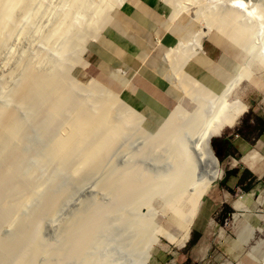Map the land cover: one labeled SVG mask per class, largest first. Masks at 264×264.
Returning <instances> with one entry per match:
<instances>
[{"label": "bare ground", "instance_id": "bare-ground-1", "mask_svg": "<svg viewBox=\"0 0 264 264\" xmlns=\"http://www.w3.org/2000/svg\"><path fill=\"white\" fill-rule=\"evenodd\" d=\"M37 1L0 0V47L5 45L8 35L20 27L26 18L28 20V17H31V13L35 10L34 6L36 8L39 3ZM124 1L64 0V4L44 35L41 32L42 39L48 46L46 48H55H52L55 50V55L48 57L47 50L42 52L41 49L34 56L33 53L30 55L26 52L27 54L24 53L16 59L17 62L11 69V83L8 85L0 82V219L4 223L9 220L8 214L11 217L10 214L14 212L12 210L13 212L8 213L9 210L19 208L18 205L22 201L28 200V203L31 202L29 205H33L28 216L22 214L24 217L22 216L20 222L15 219L18 225V229H15L19 230V236L14 235L20 240L22 235L24 239L16 243L15 253H12L14 256L10 254L11 258L8 259V256L4 255L6 252H3L12 245L13 235L10 239L7 238L8 241L12 240L10 243L4 240L5 243L0 244V256L3 255L6 264H34L36 256L41 252L48 253L49 258L53 257L47 264H68L76 255L83 257L84 261L80 260L82 264H87L91 259H84V256L87 258L93 247L107 245L99 235L104 233L102 229L105 225L109 224L111 229L110 220L107 221L110 215L118 213L117 217L114 216L118 219V223L127 230L130 229L132 222L125 217V212H121V208L124 204L133 210L137 207L136 210L144 208L146 199L144 195L140 197V190L144 187L146 189L147 186L149 188V185L153 189L162 178L156 177L157 182H154L152 179L155 180V177L147 174L141 166L138 168L133 164L134 167L130 170L108 166L106 170L104 168V172L102 168L106 167L104 163L108 158L109 150L134 129L143 136L148 133L146 148H150V145L159 147L163 145L162 143L175 148L176 153L173 155L175 159L172 160L174 167L170 171L172 173H167L168 177L163 175L164 183H170V190L168 188L167 192L172 190L174 199L163 203H167L164 207L171 221L181 228L180 241H175L178 236L176 233L173 239L177 245L183 246L188 240L203 196L218 177L219 161L211 147V138L220 134L225 127L233 126L245 109L244 102L239 98L234 97L230 101L225 96V93L228 95L231 92L232 85L228 88V81L245 67L251 58L264 64V0H162L171 8V19L186 12L200 24L195 31L199 38H195L192 43H187L185 46H181L182 41H178L166 47L162 53L161 64V67L164 65L167 68L163 73L167 80L202 107L204 113L199 118L188 113L189 111H186V107L183 108L180 101L167 113H161L156 106L157 103L153 102L146 111L152 116L147 117L144 115L146 112L137 110L123 96L101 84L89 71L82 69V75L85 76L83 82L70 74L72 67L79 65L84 52L96 42L102 28ZM205 4L208 5L204 7ZM84 19H88L86 22L89 24L86 26H83ZM29 22L25 23L28 25ZM25 27L27 26H24V29ZM213 29L221 32L245 53L239 62L240 67L237 72L227 75L226 83L218 90L212 89L201 79L194 78L185 68L192 54L202 48L201 39ZM197 33L194 35L197 36ZM46 58L49 67H39ZM250 66L246 70L247 73L251 72ZM116 75L121 79L120 72ZM238 85L240 83L236 86ZM218 93H221L219 103L214 101ZM157 114L162 115L163 118L156 132L151 133L143 124L145 118L154 120L155 117H159ZM39 120L40 123L33 128L34 133L30 122L35 123ZM25 143L28 144V151L20 147ZM30 153L35 160H40V165L31 164L28 167L25 165L24 162ZM56 161L58 173L53 177L51 174L45 175ZM70 161L73 164L67 167ZM99 170L105 173L101 177L100 184L109 194V204L93 200L96 201L95 204L92 203L94 205L89 203L90 207L77 213L67 222L66 227L64 226L63 241L57 242L59 244L56 246L40 247L37 239L39 240L38 227L43 220L41 217L48 207L53 208L58 203L63 193L65 195L66 188L60 187L64 185H60L61 182L65 179L66 183L71 185ZM43 186L41 193L36 194V190ZM164 186L165 190L168 185L166 187L164 184ZM138 195L140 200L136 201ZM168 197L164 199L167 201ZM143 213L135 220L141 221L139 223L145 228L146 215L144 216ZM124 219L126 222H123ZM3 222L0 226L4 224ZM151 242L155 243L153 240ZM144 251L148 255L151 249ZM145 254L141 257L140 264H149L152 254L149 253L148 256Z\"/></svg>", "mask_w": 264, "mask_h": 264}, {"label": "rangeland", "instance_id": "rangeland-1", "mask_svg": "<svg viewBox=\"0 0 264 264\" xmlns=\"http://www.w3.org/2000/svg\"><path fill=\"white\" fill-rule=\"evenodd\" d=\"M37 2H39L37 5L38 7L36 6L35 8L34 6V9L36 11L34 10L31 13V17H28V20H26L27 18L25 19L24 23H22L23 25L21 24L20 27H17L10 35H8V37H6L7 43L5 41L4 42L5 45H2L0 47V82L2 83L3 82H5V84L11 83V77H10L11 69L15 66V63L17 62L16 59H18L22 54L24 53L27 54L26 52H29L30 55L33 53L32 56H34L36 55V53L40 52L38 50L41 49L42 52L43 50L44 51L47 50L46 52L48 54L46 55L48 57H51V55H55V52H54L55 50H53L55 48L53 47L46 48L48 46H46L45 40H43L42 38L49 24L56 18L58 11L61 9L62 5L64 4V0H38ZM206 5L208 4H205L204 7H206ZM83 21H85L83 22V26H86L89 24L87 23L88 19L87 20L84 19ZM25 22H29V24L27 25V23ZM24 26H27V27H25L24 29ZM41 32L43 35L41 34ZM196 33L197 32H195V34ZM41 35L42 37H40ZM193 36L194 38H191V41L190 40L182 41V43L184 44L181 43V46L183 45L185 46L187 45V43L190 44L192 43L193 40H195V38H199L198 33H197L198 37L195 35ZM7 38H9V40ZM221 38L223 39V37ZM41 40H43L44 42ZM164 49L165 48L163 46L161 47L158 46L157 48L151 51V54L156 55L155 57L156 65L162 64L163 62L162 53ZM230 54L235 56V53H233L232 51ZM152 61L153 60H151L150 62ZM234 61L236 60H232V62ZM49 65H50L49 61L46 58V60L44 59V61L39 64V67L47 68L49 67ZM249 65H251L250 69L252 73L246 72ZM82 69H84L85 71H89L87 64L85 63V59H81L79 65H74L71 69L70 74L80 79V81L83 82L85 80V76L82 75L83 73ZM165 69L167 68L164 65L163 67H160L159 76L167 80L166 76L163 74L165 73ZM194 78L196 77L194 76ZM228 82H229L228 88H230L231 85L232 87H231V92L228 95H226L225 93V96H227V99L231 101L234 97H237L240 100H242L245 104V109L241 113V115L238 117V119L244 113L246 115L251 114V113L253 114V112L251 111L249 112L250 109L247 108L248 100L251 97L255 98L257 96H262L259 91L260 90L264 91V64L262 65L261 63H259L258 60L251 58L249 62L246 64V66L242 67ZM238 83H240V85L236 86ZM165 84H167V87L169 86V88L173 90V92L175 93L174 95L175 97L171 98L170 107L161 108L163 112L174 109L176 105L178 104L177 102L180 101V103H182L183 105V108L186 107L187 110L186 109L185 110L187 112L189 111L188 113L198 118L199 116L203 115L204 110L202 109L200 105L190 100L178 88L176 89V87L169 85L168 80L166 81ZM219 95L221 96V93H218L217 96L215 95V98H214L215 99L214 101H216L217 103H219L220 102L219 100L221 99ZM139 105H137L138 107H136L135 105L134 106L136 107L137 110L141 112L140 109L142 105L141 104ZM144 115H146L147 117L152 116L150 112L149 113L146 112V114L144 113ZM158 116L160 118L155 117L154 120H157L158 124H161L163 117L162 115H158ZM39 123H40V120L35 123L30 122L31 124L30 127L33 129ZM143 125L146 128H148L149 132L151 133L156 132V130L158 129V126L156 125L155 121H150V122L146 121L144 122ZM230 127L231 126L225 127V129H223L222 132ZM255 131L256 129L253 132L255 133ZM33 132H34V129H33ZM137 132L138 131L136 129L132 130L129 134L124 136V138L121 139V141L117 143V145H115L114 148L109 150V155L107 156L108 158L105 160L106 162L104 163L106 167L103 166L102 171L105 172V170L109 167H113L117 169L123 168L124 170H130V168L134 166L138 168L141 166V169H144L147 172V174L151 175L152 177H155V180L154 178L152 179L154 182H157L156 177L159 178L160 176L159 179L162 178L161 181H163L162 182L163 186L165 184L166 187L167 185L168 187L164 190L165 186L160 187V185L162 184H161V181L159 182L158 180L160 184L158 185V182H157L156 183L157 186L156 185L153 186L154 190L152 189L151 185H149V188L147 186L146 189L145 187L143 188L144 190L141 189L139 195L141 194L140 195L141 198L144 195L143 197H145L146 199L145 207L142 209L136 210L139 204L136 206L137 208H135V210H133L132 208L130 209L129 208L130 206H127L126 204H124V206L121 208V212H125V215H126L125 217H128V219L131 220L132 222L130 226L131 227L133 226L132 228L130 227L129 230H127V228H125L124 226L120 225L118 223V219L114 217V216L117 217L118 213H113L112 214L113 216L110 215L111 217L109 216V218L111 219L108 218L107 221L110 220L111 229H109V224L105 225L102 229L104 233H102V235H99L100 239L103 237L101 240H104V242L107 245L102 246L101 244L100 247L99 246L93 247V250L91 249V252H89L88 257L85 258L86 256H84V259H87V260L91 259L89 260L90 263L87 262V264H94V263L95 264H140V261L142 259L141 257L144 256L145 254L144 250L149 251V249H151V251L149 252L150 255L153 253L154 250L160 252L163 259L165 260V264H264V186L259 188V192H257L255 196L252 197V199L250 200L251 204L247 206L245 210H240V211H237L238 213L232 214L231 213L233 211L232 209H231L232 211L229 212L228 211L229 209L222 208L221 210L217 211L215 215L212 216V219L209 220V222H206L207 216L203 222L204 215L201 211V205H200L197 211V214L193 220L188 240L185 242L183 246L177 245L174 242L180 241L179 239H181V234H182L181 228L175 225L171 221L169 214H167L168 212L166 211V207H164V205L166 206L167 203L171 199H174V195H172L174 192L172 190L167 192L168 188L170 187L169 186L170 183L168 184L166 182L164 183V180H163V175L168 177L167 173L173 170L174 161L172 160L175 159V156H173L176 153L175 148L169 147L168 144L166 143L165 144L162 143L163 145L159 147L158 146L156 147L155 145L154 146L150 145L149 147L153 149H150L148 147L146 148V144L148 143L147 141L148 138L146 136H148V133H146V135L144 134L143 136L142 134L137 133ZM36 135L37 134H35V136ZM212 138H211V141H212ZM20 147L21 148L23 147L25 151L29 150L27 143H25L24 145L21 144ZM211 147H212V143H211ZM145 149L146 150L150 149V150L145 151ZM168 150H171V151H168ZM24 163L27 167L30 166L31 164L40 165V160H35L32 153H30L28 156V159ZM71 163L73 164L72 161L67 163L68 165L70 164V166L66 164L67 167H71L72 165ZM57 165H58V162L56 161L45 172V175L51 174L52 177L56 175L59 170ZM123 169H120V170H123ZM102 171L99 170V172H95V174L93 173L94 175L91 174L90 176L77 180L76 182L73 183V184L76 183L75 185L73 184L69 185V183H66L67 181L65 179L61 182L60 185H63V184L64 185L60 187L66 188L65 195L63 193L61 197L62 199L60 198L58 203H56V205L54 206L55 208L50 207L52 209V212H51V209L48 207V209L45 211L46 213L41 217L43 220L40 221V225H39L40 229L38 227L39 233L37 232L38 238H39V240L37 239V241L40 247L46 246L47 248V246L48 247L56 246L61 241H63L64 239L63 230H65L67 222L73 219V216H76L77 213H81L87 207L94 205L96 201H98L99 203L101 202L103 204L106 203V205L109 204L108 203L110 202L109 194L106 192V190H104L105 188L101 187V184H100L101 177L105 175V173L103 174ZM220 174H221V167H220V161H219L218 176ZM158 187H159V190H158ZM43 188L44 186L38 188L36 190V194L41 193ZM160 190L162 191V193ZM97 191L99 192L97 193ZM160 194L162 195V197ZM163 194L166 196H164ZM139 195L136 197V201L140 200L138 198ZM167 197H168V200L166 201L164 198H167ZM93 200H96V201H93ZM163 202H167V203L164 204ZM29 203H28V200L27 202L22 201L18 205L19 208L16 207V209L14 208L10 209L8 213H11L14 211L13 213L10 214V216L13 218L9 217V214H8V218L10 219L6 220L7 219L6 218L5 220L7 222L5 221L4 223L3 220L1 221L0 219L1 221L0 225L2 224V222L4 223L2 226H0V237H1L0 244H2L4 240L5 242H9V243L12 240L15 241L14 247H13V241H12L11 242L12 245H9L8 247L6 246L8 248V251H7V248H5L3 251V252H6L4 255L8 256V259L11 258L10 254L15 253L14 249L16 247V243L18 244L20 241H22V239H24L22 238L23 236L21 234H20L21 240L20 238H18L19 230H17L18 225L16 224H17V221L20 222V220H22L24 216L26 215L28 216L29 213L32 211L31 209H33L32 208L33 205L32 204L29 205ZM32 203H35V202H32ZM89 203L91 205H89ZM235 205L237 207L245 208L244 203L241 201H238L237 203H235ZM142 213L144 216L146 215L145 216L146 218H144L143 216V218L146 220L145 221L146 229L143 228L141 223H139L141 221L136 222L135 220L137 219L136 217L141 216ZM22 214L23 215L25 214V215L23 216ZM12 219L13 221H15V219L17 221L13 222ZM123 222H126V219H124ZM14 230L17 232H15ZM143 233L145 234L143 235ZM175 233L178 234V236H176L177 239H175L174 241L173 239H174ZM14 234H17L18 236L16 237ZM193 234H198V238L191 246H187L188 241L190 240ZM248 234L249 236H247ZM250 234L252 235V237H250ZM12 235L15 237L14 238L15 240L13 239ZM10 236H12L11 238L12 240L8 241V239H10ZM113 236H115V238ZM5 238L6 239L8 238L7 241ZM1 239L3 241H1ZM18 240L20 241L18 242ZM150 240L151 241L153 240V242L155 243L152 244ZM104 242L103 244H105ZM142 245L146 247H143ZM153 246H155V248H153ZM10 250L11 252H9ZM145 255L148 256L147 253ZM2 256H0V262H1L0 264H6L4 262L5 259H3ZM50 258L52 259L53 257L51 256ZM50 258H49L48 253L46 254L45 252L44 253L41 252L39 255L36 256V260H34L35 261L34 264H47L49 260L51 261ZM75 258H76V261H75ZM80 260L82 261L83 257L76 255L69 261L68 264H82ZM149 264H151V257L149 258Z\"/></svg>", "mask_w": 264, "mask_h": 264}, {"label": "crops", "instance_id": "crops-1", "mask_svg": "<svg viewBox=\"0 0 264 264\" xmlns=\"http://www.w3.org/2000/svg\"><path fill=\"white\" fill-rule=\"evenodd\" d=\"M105 26L83 54L90 74L133 106L141 104L143 113L153 102L161 113H167L169 110L163 112L161 108L170 107L175 93L165 84L167 80L159 76L161 64L156 65V55L151 51L190 40L200 24L186 12L171 19V8L162 0H125ZM201 44L202 48L192 54L185 68L218 90L226 83L227 75L237 72L245 53L216 29L202 38ZM119 72L121 79L116 75ZM169 85L174 86L171 82ZM259 92L262 96L248 100L247 108L253 114L244 113L233 126L212 138L221 174L203 196V222L206 216L209 222L225 205L231 207L232 214L245 210L264 186V91ZM146 121H155L158 126L157 120L145 118ZM247 184L250 185L244 188ZM238 201L245 208L237 207ZM151 264H165L160 252L153 251Z\"/></svg>", "mask_w": 264, "mask_h": 264}, {"label": "trees", "instance_id": "trees-1", "mask_svg": "<svg viewBox=\"0 0 264 264\" xmlns=\"http://www.w3.org/2000/svg\"><path fill=\"white\" fill-rule=\"evenodd\" d=\"M253 130H254V129H253ZM211 143H212V141H211ZM215 155H216V153H215ZM216 156H217V155H216ZM252 179H254V177H252ZM249 185H250V184H247L246 186H244V188H247ZM226 208L229 209V210H228L229 212L232 211L230 206L225 205V206L223 207V209H226ZM223 215H224V213H223ZM197 238H198V234H193L192 237L190 238V240L188 241L187 246H191V245L197 240Z\"/></svg>", "mask_w": 264, "mask_h": 264}]
</instances>
